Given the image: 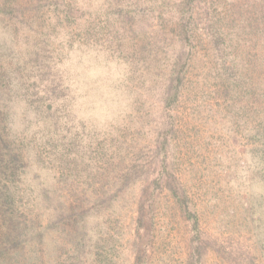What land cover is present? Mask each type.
Returning a JSON list of instances; mask_svg holds the SVG:
<instances>
[{"label":"rangeland","instance_id":"1","mask_svg":"<svg viewBox=\"0 0 264 264\" xmlns=\"http://www.w3.org/2000/svg\"><path fill=\"white\" fill-rule=\"evenodd\" d=\"M176 1L16 0L18 19L0 13V125L31 158L19 211L43 231L38 181L61 201L100 204L84 226L43 231L45 264H100L97 250L113 264H264V0H193L185 46ZM215 19L231 35L218 56L203 34ZM112 63L124 79L112 81ZM13 99L34 114L27 135L9 129ZM102 105L115 115L100 127L85 114ZM249 156L248 182L234 185Z\"/></svg>","mask_w":264,"mask_h":264},{"label":"trees","instance_id":"2","mask_svg":"<svg viewBox=\"0 0 264 264\" xmlns=\"http://www.w3.org/2000/svg\"><path fill=\"white\" fill-rule=\"evenodd\" d=\"M15 1L0 0V13L18 19L19 15L14 6ZM192 6L193 0H177L171 13V19L175 20L176 23L173 31L174 36L180 46H185L193 41L191 27V20L193 19ZM216 12L218 11L215 10ZM215 20L216 22L209 21L204 23L203 34L210 42L215 56H218V53L220 54L224 50L227 51L230 40H227L226 37H231V35H228L221 26L217 25V19ZM174 62L176 66L178 57L175 58ZM261 128L262 131L258 127L254 129V134L257 138L256 140L260 142L259 162L261 161L262 167L259 174L264 176V171L262 172L264 170V120L261 122ZM2 132L0 125V264H45V260H43L44 253L38 249V246L42 244L39 241H42L43 231H46V229L56 231L58 227L62 230L67 227L74 229L78 224H82L79 226H84L88 216L91 214V209L98 207L100 204L99 201H96L92 204V208L90 207L91 209H89L88 206L75 205L65 199L61 201L55 197V187L53 188L51 185L48 186L38 181L34 192L48 211V222L44 226L43 231H30L27 220L24 219V215L19 211L17 204L19 199L18 187L23 176L27 174L31 158L29 155L23 154L22 147H25L23 143H19L17 139H10L8 134ZM136 172L137 169L126 175L125 180L129 183V176L131 174L134 175ZM128 186L129 184L126 185V188ZM124 188L125 186L123 185L116 187L117 191H123ZM170 190L175 204L180 207L182 212H185L187 200L185 193L180 194L175 188ZM58 204L60 207H58ZM137 210L138 220L141 221L144 213L142 205H138ZM79 232H82L81 229H79ZM84 238H78L77 241L71 244V247L73 246L72 248L77 249L79 245H84ZM85 239L88 240L90 238L86 236ZM93 252H88V254L100 264H113L109 255H104L97 250L93 256ZM49 264L53 263L49 261Z\"/></svg>","mask_w":264,"mask_h":264},{"label":"clouds","instance_id":"3","mask_svg":"<svg viewBox=\"0 0 264 264\" xmlns=\"http://www.w3.org/2000/svg\"><path fill=\"white\" fill-rule=\"evenodd\" d=\"M91 55H96V53H92ZM101 60H103V56L101 55ZM111 69V78L112 81L118 82L119 80L124 79L125 77V69L123 66L112 63L109 65ZM113 97H118V92H112ZM10 115L8 126L13 135H27L30 132L28 127L29 121L34 119V114L28 110L27 104L20 99H13L9 105ZM115 115L114 111H111L107 105L96 106L93 111H90L85 114V117H92L95 119L98 126H105L107 121L113 119ZM227 163V161H226ZM253 166V160L251 156L247 157V166H242L237 170V180L233 181V184L237 183H247L248 177L250 175V167ZM33 172H39L40 169L38 166L34 165ZM32 173L30 172L26 179H31ZM255 191L260 192L264 191V188L256 187Z\"/></svg>","mask_w":264,"mask_h":264}]
</instances>
